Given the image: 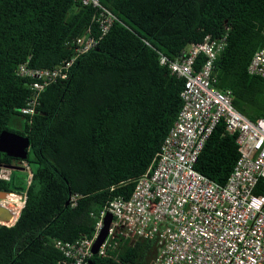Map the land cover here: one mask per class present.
<instances>
[{
	"label": "trees",
	"instance_id": "1",
	"mask_svg": "<svg viewBox=\"0 0 264 264\" xmlns=\"http://www.w3.org/2000/svg\"><path fill=\"white\" fill-rule=\"evenodd\" d=\"M99 2L116 20L76 60L67 81L45 89L30 121L20 109L31 80L18 67L51 69L70 58L72 42L93 26L94 10L75 0H0V134L28 138L25 162L34 167L29 183L16 171L0 180V191L26 194L16 222L0 225V264H60L56 240L90 237L94 215L114 198L130 197L132 180L147 170L182 107L183 81L159 64L158 52L175 59L189 45L226 32L216 87L230 92L233 108L247 119L264 116V78L246 71L264 46V0ZM203 61L200 56L196 70ZM15 117L23 120L20 130L10 127ZM238 155L235 136L219 122L195 169L224 184ZM19 161L0 152V168ZM260 184L255 194L262 193ZM156 253L155 242L137 240L90 263L151 264Z\"/></svg>",
	"mask_w": 264,
	"mask_h": 264
},
{
	"label": "built area",
	"instance_id": "2",
	"mask_svg": "<svg viewBox=\"0 0 264 264\" xmlns=\"http://www.w3.org/2000/svg\"><path fill=\"white\" fill-rule=\"evenodd\" d=\"M75 1L90 6L94 14L93 26L72 42V56L51 69L29 68L27 64L18 67L17 74L31 80L30 97L20 109L30 121L45 89L67 81L76 60L95 49L116 20L99 0ZM225 43L226 32L217 38L206 36L175 59L158 52L159 64L183 81L182 107L176 120L147 170L132 180L130 197H116L105 204L94 215L90 237L73 243L55 241L63 255L60 264H90L94 256L91 249L107 214L112 221L96 254L101 258L113 256L122 244L149 240L157 247L151 264H264V116L247 119L233 108L230 92L217 89L215 61ZM200 56L204 61L196 70ZM246 71L264 78V46L252 54ZM219 122L226 134L235 136L239 154L224 184L195 169ZM19 163L28 170L25 161L14 165ZM11 172L1 167L0 180L8 182ZM27 176L29 183L31 171ZM259 184L262 193L255 194ZM76 199L70 198L71 206ZM25 200V193H8L0 200L11 210V216L14 211L17 216L10 225H0L12 226Z\"/></svg>",
	"mask_w": 264,
	"mask_h": 264
},
{
	"label": "water",
	"instance_id": "3",
	"mask_svg": "<svg viewBox=\"0 0 264 264\" xmlns=\"http://www.w3.org/2000/svg\"><path fill=\"white\" fill-rule=\"evenodd\" d=\"M28 149H29L28 138L9 131H3L0 134V152L6 154L8 157L25 161L28 158ZM5 167L12 171L25 170L23 167L15 166L13 164ZM7 195L8 193L4 191H0V200L6 199ZM0 219L6 220V223L8 224H11L14 221L9 213L1 212V211H0ZM111 221H112V216L110 214H107L104 218V227L91 249L93 255L97 254L99 247L107 237L108 229Z\"/></svg>",
	"mask_w": 264,
	"mask_h": 264
},
{
	"label": "rangeland",
	"instance_id": "4",
	"mask_svg": "<svg viewBox=\"0 0 264 264\" xmlns=\"http://www.w3.org/2000/svg\"><path fill=\"white\" fill-rule=\"evenodd\" d=\"M23 125V120L19 117H15L12 119L11 123H10V127L12 129H18L20 130L21 127ZM15 166H19V167H23L24 168V165L23 164H15ZM31 170H34V167L31 165L30 167L28 166V170H24V171H16L17 172V175L21 178V180H24L25 182H27L28 180V171H31ZM26 180H25V179Z\"/></svg>",
	"mask_w": 264,
	"mask_h": 264
},
{
	"label": "bare ground",
	"instance_id": "5",
	"mask_svg": "<svg viewBox=\"0 0 264 264\" xmlns=\"http://www.w3.org/2000/svg\"><path fill=\"white\" fill-rule=\"evenodd\" d=\"M2 204V205H1ZM2 206H4V207H2ZM0 211L1 212H6V213H8V212H11V210L10 209H8V207L6 206V204L5 203H3V202H0ZM16 215V211H14L13 212V216H11L12 217V219L14 220V218L15 217H17V216H15ZM0 224H8V223H6V220H1L0 219ZM10 225V224H9Z\"/></svg>",
	"mask_w": 264,
	"mask_h": 264
},
{
	"label": "flooded vegetation",
	"instance_id": "6",
	"mask_svg": "<svg viewBox=\"0 0 264 264\" xmlns=\"http://www.w3.org/2000/svg\"><path fill=\"white\" fill-rule=\"evenodd\" d=\"M2 205V204H1ZM2 207H4V206H2ZM1 208V207H0Z\"/></svg>",
	"mask_w": 264,
	"mask_h": 264
},
{
	"label": "clouds",
	"instance_id": "7",
	"mask_svg": "<svg viewBox=\"0 0 264 264\" xmlns=\"http://www.w3.org/2000/svg\"><path fill=\"white\" fill-rule=\"evenodd\" d=\"M21 161V160H20ZM13 165H14V163H13Z\"/></svg>",
	"mask_w": 264,
	"mask_h": 264
}]
</instances>
